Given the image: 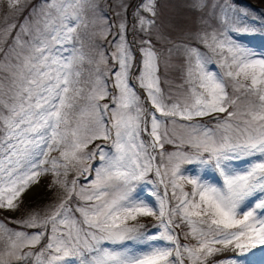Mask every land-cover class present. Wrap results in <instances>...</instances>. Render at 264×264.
I'll use <instances>...</instances> for the list:
<instances>
[{"label":"snow or ice","instance_id":"snow-or-ice-1","mask_svg":"<svg viewBox=\"0 0 264 264\" xmlns=\"http://www.w3.org/2000/svg\"><path fill=\"white\" fill-rule=\"evenodd\" d=\"M0 212V264H264V0H0Z\"/></svg>","mask_w":264,"mask_h":264},{"label":"trees","instance_id":"trees-1","mask_svg":"<svg viewBox=\"0 0 264 264\" xmlns=\"http://www.w3.org/2000/svg\"><path fill=\"white\" fill-rule=\"evenodd\" d=\"M47 185H41V190L38 194H36L35 196L32 197H26L24 198V203L26 206H32L35 205L37 203H41L44 201V199L46 198L47 195Z\"/></svg>","mask_w":264,"mask_h":264},{"label":"rangeland","instance_id":"rangeland-1","mask_svg":"<svg viewBox=\"0 0 264 264\" xmlns=\"http://www.w3.org/2000/svg\"><path fill=\"white\" fill-rule=\"evenodd\" d=\"M49 179H50V177H44V178H42L39 186L34 187L27 195H25L24 198H26V197H32V196H35L36 194H38L40 192V190H41V185L42 186L44 184L47 185ZM16 215H19V213L13 214V213H9V212H0V216H5V217H14Z\"/></svg>","mask_w":264,"mask_h":264}]
</instances>
